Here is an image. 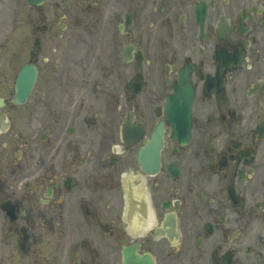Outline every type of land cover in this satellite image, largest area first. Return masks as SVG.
<instances>
[{
  "label": "flooded vegetation",
  "instance_id": "1",
  "mask_svg": "<svg viewBox=\"0 0 264 264\" xmlns=\"http://www.w3.org/2000/svg\"><path fill=\"white\" fill-rule=\"evenodd\" d=\"M50 2L19 25L14 72L38 75L28 120L0 128V264H264V0ZM181 79L187 142L165 123Z\"/></svg>",
  "mask_w": 264,
  "mask_h": 264
},
{
  "label": "water",
  "instance_id": "2",
  "mask_svg": "<svg viewBox=\"0 0 264 264\" xmlns=\"http://www.w3.org/2000/svg\"><path fill=\"white\" fill-rule=\"evenodd\" d=\"M29 3H40L42 0H28ZM35 70L31 67H24L19 72L16 84L14 87V95L12 97V103L15 105L23 104L26 100V97L30 93L34 79H35ZM179 94V93H178ZM177 93L174 94L172 100H170L168 109L173 112L172 122L173 127L180 126L182 129V135L186 136L189 128V108H190V93L182 94V99L179 100ZM181 98V97H180ZM177 136V133H176Z\"/></svg>",
  "mask_w": 264,
  "mask_h": 264
},
{
  "label": "rangeland",
  "instance_id": "3",
  "mask_svg": "<svg viewBox=\"0 0 264 264\" xmlns=\"http://www.w3.org/2000/svg\"><path fill=\"white\" fill-rule=\"evenodd\" d=\"M52 6V2L50 4H46L41 9H30L20 3V1L17 2V0H0V33L3 34V37L6 39H11L13 38V31H12V26L15 21V17L18 15H21L23 18H28V17H39L42 15V13L46 14V12L49 11V7ZM13 18V21H12ZM2 37V36H1ZM31 38L28 39L30 41ZM6 41V40H5ZM11 48V47H9ZM58 52L61 50L57 48ZM51 51L50 48L47 49V52ZM53 53V52H52ZM54 54V53H53ZM50 59V61H52ZM95 63V56H88L86 59L85 64L90 65L93 67ZM10 88L6 87L5 90H9ZM31 104V103H30ZM30 104L24 107V108H16L14 109V112H30Z\"/></svg>",
  "mask_w": 264,
  "mask_h": 264
}]
</instances>
